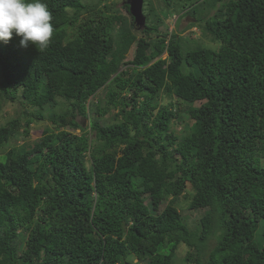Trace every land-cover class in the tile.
<instances>
[{
  "label": "trees",
  "instance_id": "1",
  "mask_svg": "<svg viewBox=\"0 0 264 264\" xmlns=\"http://www.w3.org/2000/svg\"><path fill=\"white\" fill-rule=\"evenodd\" d=\"M101 1L41 0L42 53L0 41V108L21 105L0 124V264H174L180 244L187 264H264V0H181L195 39L149 0L140 35ZM43 119L32 147L9 145Z\"/></svg>",
  "mask_w": 264,
  "mask_h": 264
},
{
  "label": "rangeland",
  "instance_id": "2",
  "mask_svg": "<svg viewBox=\"0 0 264 264\" xmlns=\"http://www.w3.org/2000/svg\"><path fill=\"white\" fill-rule=\"evenodd\" d=\"M84 1H95V0H82ZM158 10L162 9V12L160 13V17L163 21L162 25L160 26L161 30L166 29L168 31V36H170L171 34L174 35L176 34L175 32H179L183 37L188 33L190 34L191 38H198L200 35V29L198 26H196L195 24L191 25L189 23L193 22V17H191L188 13H186V9L189 7L184 6V2H180L181 0H178L176 2V0H171V5L169 6V8L167 9L165 6H163L162 1L160 0H149ZM124 0H102L101 1V5L103 4H108L112 7V9L116 10L118 12V14H122V16L127 19H130V15L128 14V12L122 8V4H123ZM148 4V2H147ZM145 8H146V2H145ZM143 10V8H142ZM144 11V10H143ZM183 13V14H182ZM173 16H177L176 20L173 19ZM119 25H117L118 27ZM115 27V29L117 28ZM136 30L138 31V35H140V28H138L135 25ZM187 37V35L185 36ZM133 50H134V45H132V47L129 49V51L125 54L124 56V61H128L132 59L133 56ZM165 54L162 55V57H164ZM123 68V67H122ZM126 68V66L124 67ZM105 90L99 89L96 92V95L93 97H89L88 100L86 101V112H88L91 108V111L89 112L90 116H99L96 114L95 112V101L97 100H101L103 99V95H104ZM162 101L163 102H167L168 99L166 96H162ZM102 103V102H101ZM100 103V104H101ZM195 104H199V102H195ZM21 108V105L19 104V102L17 100L15 101H8L7 103L3 104L0 108V124H3L6 122L7 119L14 117L15 114H17L19 112ZM116 110L112 109L110 111H108L107 113H105L103 115V117L100 119V124L104 125L106 122L107 123H114L115 118H114V114H115ZM77 119L82 122L83 125L86 126V124L88 123V119H83L81 116H77ZM117 121V120H116ZM189 122L188 116H184L183 118L181 117L180 119H178V121L173 123V127L175 129L176 132H180L183 130V127H185V125ZM47 126L52 127L53 125L50 123V121L48 119H43L39 122H33L30 124V130H29V134L24 136L23 134L19 133L16 137L12 138L10 140L9 145H14L17 146L18 148L21 147H25V148H29L32 147L33 144L38 141L41 138L42 135V130L45 129ZM69 131L79 134V129H68ZM93 132L91 131L89 133V137H93ZM1 152V150H0ZM87 155V153H86ZM148 205H150V198L147 197L146 201H145ZM164 203H161V208L163 207ZM187 206V200L186 199H182L179 198V202H178V209L181 212L182 216L186 218L187 221L192 222L193 220H195L196 218H199L203 212L204 209H193V210H189L186 208ZM186 254V246H184V244H180L178 246V248L176 249V256L174 259V264H187L185 262H183V258ZM134 260V259H133ZM142 264H146V262H143Z\"/></svg>",
  "mask_w": 264,
  "mask_h": 264
},
{
  "label": "clouds",
  "instance_id": "3",
  "mask_svg": "<svg viewBox=\"0 0 264 264\" xmlns=\"http://www.w3.org/2000/svg\"><path fill=\"white\" fill-rule=\"evenodd\" d=\"M54 32L53 13L41 0H0V41L5 44L15 35L22 47L31 44L42 53L50 47Z\"/></svg>",
  "mask_w": 264,
  "mask_h": 264
},
{
  "label": "water",
  "instance_id": "4",
  "mask_svg": "<svg viewBox=\"0 0 264 264\" xmlns=\"http://www.w3.org/2000/svg\"><path fill=\"white\" fill-rule=\"evenodd\" d=\"M125 2L128 5L129 13L133 17L134 24L138 28L143 29L146 22V17L142 10L143 0H126Z\"/></svg>",
  "mask_w": 264,
  "mask_h": 264
},
{
  "label": "bare ground",
  "instance_id": "5",
  "mask_svg": "<svg viewBox=\"0 0 264 264\" xmlns=\"http://www.w3.org/2000/svg\"><path fill=\"white\" fill-rule=\"evenodd\" d=\"M183 14V13H182Z\"/></svg>",
  "mask_w": 264,
  "mask_h": 264
}]
</instances>
